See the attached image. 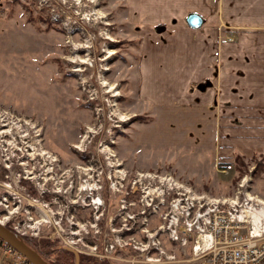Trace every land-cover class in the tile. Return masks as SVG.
<instances>
[{
    "label": "rangeland",
    "instance_id": "374dc122",
    "mask_svg": "<svg viewBox=\"0 0 264 264\" xmlns=\"http://www.w3.org/2000/svg\"><path fill=\"white\" fill-rule=\"evenodd\" d=\"M129 13L125 0H0V218L75 264H132L148 241L179 253L159 228L177 185L247 199L264 224V147L229 142L242 134L194 103L141 99Z\"/></svg>",
    "mask_w": 264,
    "mask_h": 264
},
{
    "label": "crops",
    "instance_id": "0c3cea01",
    "mask_svg": "<svg viewBox=\"0 0 264 264\" xmlns=\"http://www.w3.org/2000/svg\"><path fill=\"white\" fill-rule=\"evenodd\" d=\"M125 2L140 38V98L194 103L216 117L220 132L242 134L229 142L264 147V0ZM191 12L204 18L200 27L187 23ZM258 186L264 189V176Z\"/></svg>",
    "mask_w": 264,
    "mask_h": 264
},
{
    "label": "built area",
    "instance_id": "2783aa9c",
    "mask_svg": "<svg viewBox=\"0 0 264 264\" xmlns=\"http://www.w3.org/2000/svg\"><path fill=\"white\" fill-rule=\"evenodd\" d=\"M230 168L229 163L224 170ZM174 187L177 196L171 200L166 221L159 228L179 242V253L167 252L155 241L153 244L148 241L141 243V247L137 245L142 258L133 259L132 264H261L264 261V224L261 211L252 207V203L247 199L242 203L234 200L232 205L224 207L206 194L183 185ZM3 220L4 224L8 222L7 217ZM19 226L17 223L13 228L24 235ZM0 264L32 263L0 237Z\"/></svg>",
    "mask_w": 264,
    "mask_h": 264
},
{
    "label": "water",
    "instance_id": "95a60500",
    "mask_svg": "<svg viewBox=\"0 0 264 264\" xmlns=\"http://www.w3.org/2000/svg\"><path fill=\"white\" fill-rule=\"evenodd\" d=\"M186 21L191 27L198 28L203 24L204 18L196 12H191L186 17ZM163 29V26L157 27L158 31H161ZM0 237L7 241L9 244H11L22 254H24L32 264H53L47 259H45L38 250H36L29 243H27L26 240L20 234H18L13 229L9 228L6 224L1 221Z\"/></svg>",
    "mask_w": 264,
    "mask_h": 264
},
{
    "label": "trees",
    "instance_id": "16d2710c",
    "mask_svg": "<svg viewBox=\"0 0 264 264\" xmlns=\"http://www.w3.org/2000/svg\"><path fill=\"white\" fill-rule=\"evenodd\" d=\"M13 227H11L12 229ZM26 242L29 243L32 247H34L36 250H38L45 259H47L48 261H50L53 264H75L74 259H76V256L74 254L73 251L68 250L66 248H60V249H54L51 248L53 247V245H55V243L50 242V241H42V242H37L31 239H27L26 237H24ZM40 244H42V247H40ZM43 248V249H42ZM47 248H51L49 249V251H45V249ZM44 250V251H43ZM57 251V258H56V262L49 259L47 257V253L50 251ZM81 264H98L97 261L89 256H85L82 255L81 257ZM264 264V261L261 263Z\"/></svg>",
    "mask_w": 264,
    "mask_h": 264
},
{
    "label": "bare ground",
    "instance_id": "6f19581e",
    "mask_svg": "<svg viewBox=\"0 0 264 264\" xmlns=\"http://www.w3.org/2000/svg\"><path fill=\"white\" fill-rule=\"evenodd\" d=\"M81 61H85L84 59H81ZM116 93V95L119 93V92H115ZM1 221V220H0ZM1 222H3V221H1Z\"/></svg>",
    "mask_w": 264,
    "mask_h": 264
}]
</instances>
